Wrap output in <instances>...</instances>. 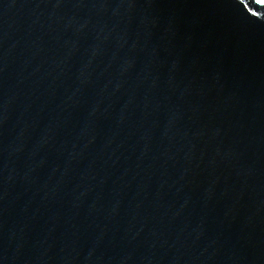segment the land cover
<instances>
[{"label":"water","instance_id":"obj_1","mask_svg":"<svg viewBox=\"0 0 264 264\" xmlns=\"http://www.w3.org/2000/svg\"><path fill=\"white\" fill-rule=\"evenodd\" d=\"M0 264H264V4L0 0Z\"/></svg>","mask_w":264,"mask_h":264},{"label":"snow or ice","instance_id":"obj_2","mask_svg":"<svg viewBox=\"0 0 264 264\" xmlns=\"http://www.w3.org/2000/svg\"><path fill=\"white\" fill-rule=\"evenodd\" d=\"M260 3L264 4V0H260Z\"/></svg>","mask_w":264,"mask_h":264}]
</instances>
